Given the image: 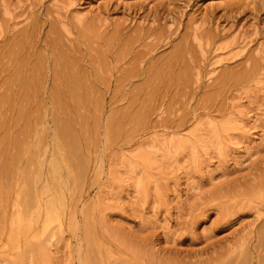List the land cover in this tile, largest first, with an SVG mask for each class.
<instances>
[{"label":"rangeland","instance_id":"obj_1","mask_svg":"<svg viewBox=\"0 0 264 264\" xmlns=\"http://www.w3.org/2000/svg\"><path fill=\"white\" fill-rule=\"evenodd\" d=\"M219 1L0 0V264H264V1ZM61 54L79 72L81 106ZM55 110L78 145L69 162L56 147ZM232 117L250 131L234 132L241 148L227 162L142 168L146 197L126 179L124 163L149 141ZM32 151L44 156L37 164ZM52 157L69 167L57 193ZM28 180L41 209L54 201L61 217L44 224L31 210L34 237L15 240Z\"/></svg>","mask_w":264,"mask_h":264},{"label":"bare ground","instance_id":"obj_2","mask_svg":"<svg viewBox=\"0 0 264 264\" xmlns=\"http://www.w3.org/2000/svg\"><path fill=\"white\" fill-rule=\"evenodd\" d=\"M221 1H219L220 4H222ZM261 1H264V0H249L247 2H248V4L251 5V4H256L258 2H261ZM3 14L4 15H11V11L9 10V8H7V6L5 7ZM2 31H3L2 30V26L0 24V36L2 34ZM62 55L63 54L60 55V58H61ZM64 59L65 60H62L63 66L68 68V72L65 71L66 68L64 69V72L67 73V77H66V74L64 75L67 78V80H66V84H67L66 88L68 89L67 91L71 95V97L73 98L72 101L76 104V106H81V104L85 100L82 98L83 96L81 94H79L81 92L80 91V86L81 85L79 83V82H81V81H79L80 76H77V74H79V72H77V70L75 69L76 72H77V74H76V72L74 71V68H73L74 67L73 65H75L74 64V61L69 60L66 56H64ZM246 75H248V74H245V76ZM24 78H25V76H24ZM29 81H30V79H29ZM63 81H65V80H63ZM22 84L24 85V83H22ZM26 84L27 83L25 82V85ZM81 84H82V82H81ZM23 85H22V88H24ZM82 86H83V84H82ZM84 87H86V86H84ZM78 88H79V91L80 92H78ZM26 90H27V88H26ZM86 90H87V88L85 89V92H86ZM54 91H55L54 92L55 93L54 99H57V102H55L56 103L55 104L56 105L55 106V109H57V110L58 109H61L62 110L63 107L66 108V106H65L66 104L63 101L64 99H62V97H61V92H59L58 88H55ZM84 94H86V93H84ZM53 113H54V116L53 117H55L54 120H56L55 122L58 124V128H57L58 130H57V132L59 131V133L56 136V141H55L56 142V147L59 148V150H62L60 148H63V149L65 148V151H66L65 153H67V150L66 149H68V153H67V155L65 157V161L68 158V162H69V160H71L70 158H73L74 156H76V155H74L72 157V155L75 154L73 151H75V149H77L76 146H78V145H77V142H74L75 141L74 140L75 137L73 138L74 133L72 132L73 131L72 130V127L69 125V127L71 128V131H70L69 130L70 128L68 129V127H67L68 125L66 123L65 124L63 123L62 120H64V119L63 118L61 119L62 115L61 114H58L59 112L57 113L56 110ZM60 115H61V117H60ZM237 117H238V115H237ZM240 117H242V116H240ZM237 119L238 118H236V117L235 118L232 117V118H229V119L227 118V120H225V121H223L221 123H217L216 121H215L216 122L215 123V122H213V120L212 121H208L206 123H200V122H198V125H196L194 127V129L186 137H182V136L179 137L178 136L176 138H173L172 137L170 139H161V138L156 139L155 138L152 141H149L144 146H142L137 152H135L130 160L129 159H128V161L126 160L127 163L124 160V162L126 163L125 164L123 162L124 163V165H123L124 167L122 166L123 163H121V166L123 168H125L124 170H126L125 172L123 171L124 174L127 175V177H128L126 179H128L130 181L132 180L133 185H134V187H135L136 192H137L138 195H140L141 197L142 196L143 197H146L147 194H148L149 185L151 183V176H150V178L147 176V174H148L147 172L148 171L146 172V175H145V172L141 171L142 168H144V169L146 168L145 170H147V168H148L149 171H150V168H155V169H158V170H162L165 167L164 165L167 164L170 167H175V169L176 168H184V169H187V170H196V169H200L201 166L207 162V160H209L208 162H212L213 160L212 161H210V160L213 159V158H218L220 160H223V163L224 162H227L228 161V157L230 156V152H232L233 150H239L241 148V146L240 147L238 146L241 143V142H239L240 141V138H239V141H238V139L235 138L234 135H233L234 132L241 130V131H243V132L246 133L244 135H247V132L250 131V128L248 127V125L246 123H244V120H240L239 121V119L238 120ZM249 119H250V117H249ZM202 122H204V121H202ZM68 130L70 132L68 135H70L72 138L70 136L69 137L71 139H73L74 141L67 139V137L65 136L67 134ZM71 134H73V135H71ZM40 139H41V137H40ZM40 139H37L39 141H37L35 143V144H38V146L42 144V141ZM39 142H41V143L39 144ZM29 148L27 150H29ZM42 148L43 147H40L41 150H42ZM250 149L251 148H249V150ZM252 150L253 149H251L249 151V157H252L257 152V151H252ZM76 152H77V150H76ZM32 153H33V151H32ZM71 153H72V155H71ZM30 154L31 153L28 152V155L27 156L25 155V156L28 158ZM39 155H42L41 157H44L43 154H40L39 153L38 156ZM35 156H37V155L35 153H33L32 154V157L31 156L29 157L31 159V161H33V160H34V162H35V160L37 161V159H35ZM38 156H37V158H38ZM209 156H210V158H209ZM55 157H56V155H55ZM52 159H54V160H53V162H51V165L52 166L51 167L49 166V168H52L49 171L50 172L49 176H50V179L53 181L52 185L54 184L55 189L57 188V191L55 190L56 193H57L58 191H61V188H62L61 186L63 185V178L64 177L62 176L63 175L62 173H64L65 170L68 169L69 167H67L66 166L67 163H65L64 165L66 166V168H65L64 171H62L63 166H62V164H60L62 162L59 163V160L60 159L58 160V159H55L53 157H52ZM62 159H63V157H62ZM40 161L41 160H39V163H42ZM32 164H33V162H32ZM79 164L81 166L82 163H79ZM79 164H77L78 167H80ZM39 167H40V165H39ZM114 167L115 166L110 167L111 168V171L109 170L110 171V174L109 175H110L112 181L118 179L120 181L122 180L121 182H123V179H122V176H121L122 173L120 172V170L114 169ZM32 170L31 171L28 170L26 172V174H25L26 175L25 176L26 179H29V177L32 176L31 175L32 174ZM68 171H70V170H68ZM80 171H82V170H80ZM33 172H34V170H33ZM208 172L210 173V171H208ZM38 173L40 175H37ZM68 173H70V172H68ZM68 173H67V175H68ZM33 174L36 175V178L41 179L39 177L42 174L41 171L40 172H38V171L37 172H34ZM68 176H70V175H68ZM41 177H43V175ZM210 179H211V181L215 179L214 176H212V173H210ZM51 180H50V182H52ZM112 181L109 180V182H111V183H112ZM120 181H118V182H120ZM25 183L26 184L24 186V189L26 188L25 191H26V194H27V198L25 200L23 198L24 201L20 203V205L22 206V208H21V210H19V213L17 214V217L14 220V222H13L12 225H13L14 229L17 230L16 234L14 233L15 234V240H18L21 237V238H24L27 241L28 238L34 237V235H33V229H34L33 228L34 227L33 217H34V219H35L36 222H39L41 220H44V222H42V223L47 224V223H51V222H53L55 220L58 221V218L61 217L59 214H61V213H59L58 210H57V208L54 207L55 205L58 204V203L57 204L56 203H53L54 201H49L48 202L46 200L45 201L46 202V205H45L46 209H45V211H44V208L41 209V204L42 203L40 204V202L38 201L39 196L37 195L38 198L36 196V194H37L36 191L37 190H35L33 188V186H32L33 184L31 185V182L29 180L28 181H25ZM154 183H155V181H154ZM42 189H43L44 192L49 191L50 190L49 184H46V186H44ZM190 189L191 190L198 189L197 184H194L193 183L191 185ZM64 190H65V188H64ZM25 191H24V194H25ZM34 191H35L36 194L34 193ZM63 194H64V192L63 193L61 192V193H59L57 195V197L59 196L58 197V202L60 204V208H61V201H63L62 200V197L65 196ZM157 194H158V197L159 198L164 197L162 191L160 192L159 190H157ZM25 195H23V192H22V196H25ZM42 202L44 203V201H42ZM55 202H57V201L55 200ZM63 204L64 203H62V205ZM42 205H44V204H42ZM62 208L64 209L63 206H62ZM31 210L34 212V216L33 217L32 216L31 217L29 216V212ZM90 210H89V208L87 210L85 208V212L84 213H86V212H89L90 213ZM22 213H24V214H26V215L29 216V220L25 224H24L23 219H22L23 218V214ZM85 218H87V217H85ZM88 220H90V219H88ZM71 222H73V221L71 220ZM88 222H86V223L89 224L90 222L89 223ZM74 223L75 222H73V224ZM71 224L72 223H70V225ZM48 226H49V224H48ZM83 226L85 227V229L83 227L84 230H88L87 232L86 231H83L84 234H87L88 232L89 233L91 232L90 231L91 228L89 227V225L85 226L83 224ZM60 227H61V225H60ZM88 234L85 235V236L88 237ZM92 234H93V232H91V235ZM36 235H38V234H36ZM87 237H84V238L87 239ZM37 238H38V236H37ZM52 238H53V236L51 235L50 240H48V244H50V245H52ZM11 239H12V236H11ZM43 245L41 244L40 246L43 247ZM40 246H39V248H41ZM88 246H89V244H88ZM43 248H45V247H43ZM43 248H41V250H43ZM87 248L88 247H86V249ZM5 250L7 251V249H5ZM45 250H46V248H45ZM89 250H90V248H89ZM87 253H88V249H87ZM15 258H18V257H15ZM20 262L21 261H19L18 264H22Z\"/></svg>","mask_w":264,"mask_h":264}]
</instances>
